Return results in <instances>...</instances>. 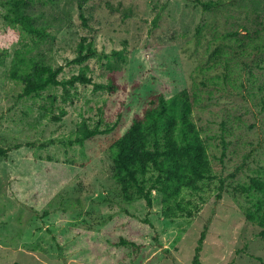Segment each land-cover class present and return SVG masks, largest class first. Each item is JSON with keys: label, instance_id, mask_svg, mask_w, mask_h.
Masks as SVG:
<instances>
[{"label": "rangeland", "instance_id": "rangeland-1", "mask_svg": "<svg viewBox=\"0 0 264 264\" xmlns=\"http://www.w3.org/2000/svg\"><path fill=\"white\" fill-rule=\"evenodd\" d=\"M7 1L0 0V52L9 44L0 62V146L8 149L0 154V264H195L205 229L202 264H264L261 227L247 220L249 198L236 189L264 166V51L242 44L245 27L264 28V0H202L213 1L210 8L200 0H31L29 13L48 33L39 44L19 28L10 43ZM83 37L100 52L125 53L120 88L78 82L68 102L60 85L19 96L16 47L33 45L31 55L63 64L60 77H69L80 71L70 61ZM219 46L226 53L211 67ZM103 61H87L94 82L107 81ZM183 88L199 99L193 118L218 177L206 183L197 214L171 219L159 191L152 207L123 198L109 156L113 131L85 145L69 140L83 118L123 133L151 93ZM62 107L66 114L53 118Z\"/></svg>", "mask_w": 264, "mask_h": 264}, {"label": "trees", "instance_id": "trees-1", "mask_svg": "<svg viewBox=\"0 0 264 264\" xmlns=\"http://www.w3.org/2000/svg\"><path fill=\"white\" fill-rule=\"evenodd\" d=\"M199 2L205 8L215 4L213 1ZM30 5L31 0L6 2L7 12L4 16L12 27L7 35L10 43L17 37V28L24 35L30 36L35 44L47 37L46 27L37 25L35 17L29 13ZM80 7H83V3H80ZM245 28L249 40L241 38L242 44L245 42L244 51L255 42L257 43L253 45L264 51V28L255 31ZM32 46L26 49L16 47L11 61V77L21 84V97H41L45 90L60 85L63 88L61 98L68 102L78 93V82L93 83L96 90L110 92L121 87L120 79L124 74L122 64L126 62L123 51L115 49L108 53L100 52L93 40L83 37L78 43L77 55L70 61L80 64V71L69 77H60L64 65L53 66L31 55ZM8 49L9 44L0 52V62L5 60ZM224 53L226 51L223 47H217V57L211 67L220 62ZM91 57L104 60L109 69L106 82H94L93 77L88 74L87 61ZM57 97L54 94L49 96L52 100L49 107L51 110ZM198 100L193 98L187 88L171 96H166L163 91L153 92L142 112L135 113L125 132L120 133L116 124L108 123L103 127L105 123L102 118L95 122L83 118L69 143L85 145L88 141L96 140L98 135L113 131L109 156L112 175L120 185L123 198L126 201L144 198L147 205L152 207L153 191L156 190L162 194V213L165 217H193L206 201V183L218 177L202 130L193 118L194 104ZM66 112V107H62L60 114H54L53 118L59 119ZM7 150L0 146V154H6ZM220 189L221 192L217 194L219 197L222 195V186ZM236 189L249 198V204L242 205L245 216L247 220L261 227L259 235L264 238V166L262 170L252 174L248 181L239 183ZM205 237L206 229L199 238L194 256L195 264H202L200 256ZM13 264L25 263L15 261Z\"/></svg>", "mask_w": 264, "mask_h": 264}]
</instances>
